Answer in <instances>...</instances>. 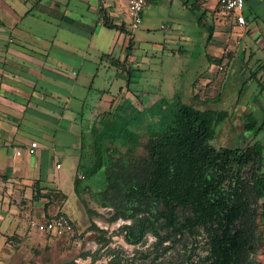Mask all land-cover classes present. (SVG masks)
Segmentation results:
<instances>
[{"label": "crops", "instance_id": "obj_1", "mask_svg": "<svg viewBox=\"0 0 264 264\" xmlns=\"http://www.w3.org/2000/svg\"><path fill=\"white\" fill-rule=\"evenodd\" d=\"M245 5V24L239 25L216 0L212 34L191 45L188 93L178 96L179 81L156 75L161 66L147 53L151 45L138 54L134 44L125 58L129 36L102 24L106 13L128 30L122 18L127 0H0V264H18L26 250L27 258L33 254L42 232L33 221L59 210L68 216L66 210L82 213L73 184L76 166L90 158L94 120L122 99L139 109L175 97L199 108L228 112L232 107L229 113L241 121L232 140H240L239 145L263 142L264 137H256L264 126L249 118L264 102L240 103V91L227 100L229 74L251 60L264 70L255 50H264V28ZM181 50L170 48L169 53L180 58ZM259 73H251L246 84ZM132 77L136 82L143 78L151 88L131 90ZM31 140L38 142L35 154H16ZM54 190L65 195L60 206L58 198L36 196ZM258 260L264 264V251Z\"/></svg>", "mask_w": 264, "mask_h": 264}, {"label": "trees", "instance_id": "obj_2", "mask_svg": "<svg viewBox=\"0 0 264 264\" xmlns=\"http://www.w3.org/2000/svg\"><path fill=\"white\" fill-rule=\"evenodd\" d=\"M102 24L129 36L127 58L134 46L130 31L106 13ZM211 34L212 26L208 39ZM122 100L94 120L90 158L76 166V195L91 190L113 208L111 220L130 218L131 223L119 230L127 240L134 241L147 231L160 236L159 227L191 235L202 227L212 259L208 264H262L255 253L264 247V143L216 147L211 143L216 126L227 119L228 112L199 108L181 97L171 99L169 119L162 125L150 123L141 132L117 116L119 109L133 106ZM140 146L144 153L138 151ZM101 169L105 179L94 189L88 179ZM41 195L48 200L65 198L56 190L36 194ZM58 213L65 212L59 210L48 217Z\"/></svg>", "mask_w": 264, "mask_h": 264}, {"label": "rangeland", "instance_id": "obj_3", "mask_svg": "<svg viewBox=\"0 0 264 264\" xmlns=\"http://www.w3.org/2000/svg\"><path fill=\"white\" fill-rule=\"evenodd\" d=\"M215 2L216 0H147L142 12V20L137 25L132 24L128 13L122 16L125 19L126 27L134 34V44L140 49L137 53L141 54L142 49L147 48L148 45L152 46L147 53L154 60V63L157 62V65L161 66L158 67V71H155L156 75L160 76L162 81L172 80V78L179 81L178 96H187V83L190 74L189 54L191 53L189 49L194 43L200 44L208 40V27L214 21L211 15L219 11L215 7ZM248 5L249 7L245 5L246 12L253 14L257 22L264 28V1L249 0ZM251 43L254 44V41L251 40ZM170 48H181L180 58L177 54L172 57V53H169ZM255 50H257L256 57L261 56L260 60L263 63L264 50L260 47ZM159 61H162V63L160 64ZM247 62V67H243L242 71L237 69V72L229 74L227 100L229 99L231 101V96L234 93L237 96L238 91H240V103L255 99L263 103L264 70H257L252 60L250 63ZM255 70L260 72L257 74V79L251 80L246 84V78L255 72ZM136 80L138 78L132 77L131 90L137 87L144 91L147 88L148 90L151 88L148 84L144 85L143 78H140L137 82ZM260 91L261 95L259 93ZM170 101L171 99L169 98L160 100L159 104L151 109H139L138 106L123 107L117 111V116L119 118L125 117L126 122L128 123L129 121L130 127L143 132L148 124L155 123L156 125H162L163 120L169 119ZM128 102L131 103L127 100ZM122 103L126 105L125 102ZM160 105H163L161 110L162 114L159 109ZM227 109L231 112L232 107H227ZM229 111L227 119L216 126V135L211 141L216 147L220 145L238 146L240 143V140H232V137L238 133L237 131L240 128V118L233 113H229ZM125 120L122 121V124H124ZM249 121H254L258 125L261 124L264 126V108L260 110L253 108ZM255 131H258L256 127ZM249 134L255 136L256 133L253 134V130H250ZM263 137L264 127L256 139L262 140ZM142 141H145V138H142ZM262 141L264 142V140ZM138 149L141 153L145 152L141 146ZM262 171H264V161ZM248 172H250V169ZM104 179V170L101 169L89 177L88 183L94 189H97L102 185ZM57 198L61 205L62 198L59 196ZM78 202L80 205L78 207L82 208V213L75 216L72 212L65 210L71 215L69 217H71L75 225L79 240L74 241L73 237H67L65 235L59 236L48 232H39L36 243L32 246L31 252L33 254L27 258L26 250L20 257L21 261L18 264H55L59 262L93 264L92 259H95V256L98 257L97 263L100 264V260L107 256V252L114 249H120L126 255L134 254L136 256L140 251H144L142 246L137 248L123 241L122 234L119 232V226L124 223V220L116 219L111 221L110 218L114 210L109 205H105L102 201L98 200L94 196L93 191L85 190L81 192L78 195ZM74 212H76L75 209ZM47 218H49L48 215L44 216L41 221ZM258 227L260 229V222ZM175 242H177L175 243L177 247L175 246L171 249L172 253H177L179 249H182L185 240L180 239ZM100 247H104V249L100 250ZM263 248L262 246L257 250L256 255L258 257L263 253ZM85 253H91V255L88 258H84L83 255Z\"/></svg>", "mask_w": 264, "mask_h": 264}, {"label": "flooded vegetation", "instance_id": "obj_4", "mask_svg": "<svg viewBox=\"0 0 264 264\" xmlns=\"http://www.w3.org/2000/svg\"><path fill=\"white\" fill-rule=\"evenodd\" d=\"M178 213L180 215L182 214L180 208H178ZM117 219L124 220V223L119 226V230L121 226L131 223L130 218L118 217ZM159 221L162 223V219ZM119 232L122 234L121 237L125 243L137 248L142 246L144 251H140L136 256L134 254L126 255L120 249H110L111 251L107 252V256L100 260V264H208L212 261L210 258L208 238L202 227L198 228V233L195 235H191L187 231H184L182 234H173L170 229L159 227L160 236L151 231H147L134 241L127 240L125 232ZM164 236L167 237L164 239ZM180 239L185 240L182 249L178 248L177 253H172L171 249L175 246L177 247V244H175L177 242L175 241H179ZM103 249L104 247H100V250ZM255 256L258 258L256 253ZM94 261L95 264H98L97 256H95L93 264Z\"/></svg>", "mask_w": 264, "mask_h": 264}, {"label": "built area", "instance_id": "obj_5", "mask_svg": "<svg viewBox=\"0 0 264 264\" xmlns=\"http://www.w3.org/2000/svg\"><path fill=\"white\" fill-rule=\"evenodd\" d=\"M146 2L147 0H127V13L133 25H137L141 22L142 12ZM218 5L222 12L232 14L237 24H245V17L243 15L244 0H218ZM221 68L222 67L219 66V69ZM37 147L38 142L36 140H31L25 148L17 149L15 152L16 154H20L22 150H25L28 154H35ZM59 165V163L56 164L57 167H59ZM32 225L42 232L73 237L74 241L79 240L75 225L66 213L54 214L43 221H33Z\"/></svg>", "mask_w": 264, "mask_h": 264}]
</instances>
